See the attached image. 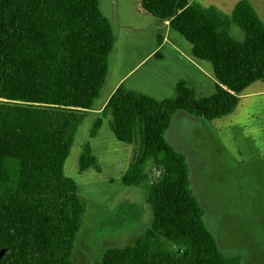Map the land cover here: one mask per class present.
<instances>
[{"label":"trees","instance_id":"obj_1","mask_svg":"<svg viewBox=\"0 0 264 264\" xmlns=\"http://www.w3.org/2000/svg\"><path fill=\"white\" fill-rule=\"evenodd\" d=\"M141 8L168 21L193 57L211 64L217 84L198 99L182 80L164 101L120 85L107 100L101 114L110 116L109 131L134 146L122 185L145 184L149 166L154 178L149 226L132 246L106 250L101 264H241L220 252L191 192L185 158L165 135L177 112L208 122L229 116L244 91L264 82V23L245 1L230 19L187 0H141ZM230 23L243 32L241 42ZM114 43L100 0H0V264H72L83 208L64 167L106 84ZM90 168L99 170L87 144L79 172Z\"/></svg>","mask_w":264,"mask_h":264},{"label":"rangeland","instance_id":"obj_2","mask_svg":"<svg viewBox=\"0 0 264 264\" xmlns=\"http://www.w3.org/2000/svg\"><path fill=\"white\" fill-rule=\"evenodd\" d=\"M234 1L217 0L216 4L228 12ZM251 1L264 22V0ZM230 32L235 40H243L236 26ZM111 89L109 74L94 110L79 125L64 167L78 185L83 208L72 264H101L106 250L132 246L151 221L147 197L154 178L151 166L142 186L128 188L121 183L134 146L117 142L107 126L110 116L102 117ZM196 95L203 97L199 92ZM101 117L102 128L91 139L92 125ZM165 140L185 158L191 192L220 252L241 257V264H264V82L240 95L233 114L215 121L177 112ZM87 144L92 146L99 170L81 173L79 158Z\"/></svg>","mask_w":264,"mask_h":264},{"label":"crops","instance_id":"obj_3","mask_svg":"<svg viewBox=\"0 0 264 264\" xmlns=\"http://www.w3.org/2000/svg\"><path fill=\"white\" fill-rule=\"evenodd\" d=\"M242 1L256 12L251 0H235L228 12L216 4L217 0H187L189 4L196 2L203 8L215 9L229 19L235 6ZM100 7L115 36V48L108 59L112 89L105 102L120 85L157 101L170 98L175 85L182 80L191 82L195 94L199 92L201 98L215 93L217 81L211 64L194 58L192 46L169 28L168 21H159L144 11L141 0H100ZM232 25L236 26L230 23V31Z\"/></svg>","mask_w":264,"mask_h":264},{"label":"water","instance_id":"obj_4","mask_svg":"<svg viewBox=\"0 0 264 264\" xmlns=\"http://www.w3.org/2000/svg\"><path fill=\"white\" fill-rule=\"evenodd\" d=\"M3 253H4V251H1L0 252V259H1L2 255H3Z\"/></svg>","mask_w":264,"mask_h":264}]
</instances>
